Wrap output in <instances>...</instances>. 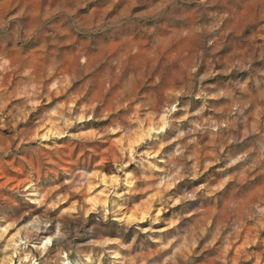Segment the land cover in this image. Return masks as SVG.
<instances>
[{"label":"rangeland","instance_id":"obj_1","mask_svg":"<svg viewBox=\"0 0 264 264\" xmlns=\"http://www.w3.org/2000/svg\"><path fill=\"white\" fill-rule=\"evenodd\" d=\"M0 264H264V0H0Z\"/></svg>","mask_w":264,"mask_h":264}]
</instances>
